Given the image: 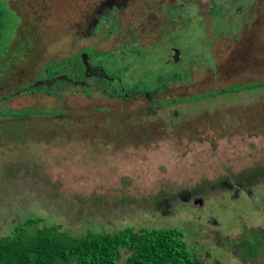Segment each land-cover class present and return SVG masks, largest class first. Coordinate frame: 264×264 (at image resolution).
Segmentation results:
<instances>
[{"label":"rangeland","instance_id":"rangeland-1","mask_svg":"<svg viewBox=\"0 0 264 264\" xmlns=\"http://www.w3.org/2000/svg\"><path fill=\"white\" fill-rule=\"evenodd\" d=\"M5 3L0 112H33L0 114V235L178 228L193 264H264V86L219 93L264 82V0Z\"/></svg>","mask_w":264,"mask_h":264},{"label":"trees","instance_id":"trees-1","mask_svg":"<svg viewBox=\"0 0 264 264\" xmlns=\"http://www.w3.org/2000/svg\"><path fill=\"white\" fill-rule=\"evenodd\" d=\"M17 15L0 0V59L7 51L9 32L18 26ZM251 86L223 89L234 92ZM56 85L50 88L55 93ZM209 95V94H208ZM33 111H2L0 114L25 116ZM46 111H41L45 113ZM178 228L125 229L114 234L88 233L72 237L61 232L58 225L46 226L41 217L29 218L7 236L0 235V264H118L125 253V264H193L197 258L183 241Z\"/></svg>","mask_w":264,"mask_h":264}]
</instances>
